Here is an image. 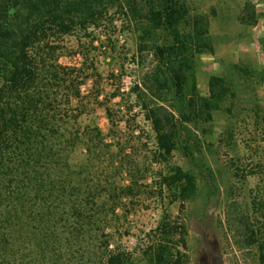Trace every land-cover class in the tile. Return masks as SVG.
<instances>
[{
  "label": "trees",
  "instance_id": "trees-1",
  "mask_svg": "<svg viewBox=\"0 0 264 264\" xmlns=\"http://www.w3.org/2000/svg\"><path fill=\"white\" fill-rule=\"evenodd\" d=\"M243 10L240 21L255 25L254 6L246 2ZM183 15L178 0H0V264H132L129 252L110 247L116 236L129 235L133 203L145 193L143 181L152 168L141 154L142 146L148 148L141 130L119 113L134 118L141 112L158 151L170 155L179 124L210 121L224 95L218 76L210 77L208 95L195 86L183 94L182 55L191 39L179 34ZM122 18L145 22L144 37L159 31L158 39L166 33L172 40L152 42L158 60L146 80L128 92L116 87L114 96L125 104L104 107L109 125L103 131L94 120L80 121L101 92L98 56L91 51L109 57L115 42L108 28ZM204 26L207 34V21ZM194 29L202 30L197 22ZM164 88L183 99L181 110L166 104L159 94ZM78 147L81 156L73 159ZM162 181L176 184L173 199L181 207L195 192L193 176L178 166ZM248 220L239 219L245 245H255L257 263L264 264V222L256 220L252 228ZM160 225L176 240L164 244L145 232L147 263L184 264V224Z\"/></svg>",
  "mask_w": 264,
  "mask_h": 264
},
{
  "label": "rangeland",
  "instance_id": "rangeland-1",
  "mask_svg": "<svg viewBox=\"0 0 264 264\" xmlns=\"http://www.w3.org/2000/svg\"><path fill=\"white\" fill-rule=\"evenodd\" d=\"M178 2L184 10L179 34L191 37L182 55L187 62L183 94H190L195 86L199 95H208L210 77L218 76L223 80L224 95L210 121L179 124L177 146L170 155L158 151L150 122L141 112L134 118L127 112L119 113L120 120L141 130L148 147L142 146L141 154L152 169L143 181L145 193L133 203L136 209L129 216V235L116 236L110 248L129 252L132 264H148L145 245H141L143 235L149 232L153 240L171 244L176 238L172 239L167 234L168 227L160 224L176 221L177 226L183 223L186 229L184 264H214L216 260L200 242L194 224L205 229L212 248L222 253L223 264H258L257 247L245 245L239 219L247 217L252 228L256 220L264 222V205L259 207L264 203V0ZM246 2L258 14L257 25L240 21ZM205 21L209 24L207 34ZM194 22L202 30L193 31ZM144 29L145 22L117 19L108 28L115 42L106 53L109 57H103L99 49H92V54L98 56L101 92L98 101L90 96L93 105L80 118L82 123L94 120L106 131L109 123L104 107L117 109L118 104H125L122 96H114L116 87L128 92L136 81L146 80L155 68L158 59L151 48L159 31L149 39L143 36ZM166 39L171 41L172 36L165 33L158 41L164 43ZM203 42L206 43L203 50L196 52ZM69 45L76 47L73 41ZM91 83L89 79L85 95H89ZM159 94L174 110L182 109L183 99L175 97L173 89L164 88ZM73 153V159L80 157L81 147ZM177 166L190 173L195 182V192L183 207L179 200L173 199L176 184L162 181ZM126 206L130 210L132 203L127 202Z\"/></svg>",
  "mask_w": 264,
  "mask_h": 264
},
{
  "label": "water",
  "instance_id": "water-1",
  "mask_svg": "<svg viewBox=\"0 0 264 264\" xmlns=\"http://www.w3.org/2000/svg\"><path fill=\"white\" fill-rule=\"evenodd\" d=\"M193 230L198 234L200 242L204 248L213 256L216 257L214 264H223L222 253L218 249H213L205 236V229L201 228L198 224L193 225Z\"/></svg>",
  "mask_w": 264,
  "mask_h": 264
},
{
  "label": "crops",
  "instance_id": "crops-1",
  "mask_svg": "<svg viewBox=\"0 0 264 264\" xmlns=\"http://www.w3.org/2000/svg\"><path fill=\"white\" fill-rule=\"evenodd\" d=\"M255 25H257V23Z\"/></svg>",
  "mask_w": 264,
  "mask_h": 264
}]
</instances>
